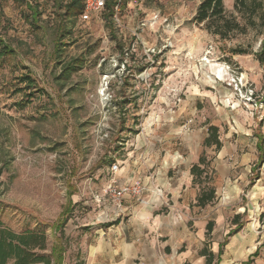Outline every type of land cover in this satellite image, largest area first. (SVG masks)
I'll return each mask as SVG.
<instances>
[{
  "label": "rangeland",
  "instance_id": "374dc122",
  "mask_svg": "<svg viewBox=\"0 0 264 264\" xmlns=\"http://www.w3.org/2000/svg\"><path fill=\"white\" fill-rule=\"evenodd\" d=\"M202 1L82 22L66 0H0V219L46 231L50 252L68 218L55 264H193L225 241L221 264L264 256V0H223L242 26L226 39L196 22ZM138 178L139 196L105 193Z\"/></svg>",
  "mask_w": 264,
  "mask_h": 264
},
{
  "label": "trees",
  "instance_id": "16d2710c",
  "mask_svg": "<svg viewBox=\"0 0 264 264\" xmlns=\"http://www.w3.org/2000/svg\"><path fill=\"white\" fill-rule=\"evenodd\" d=\"M248 1L249 0H236L235 6L239 9L240 3L243 7H248ZM113 6V1H109L104 10L107 18H110L112 21H114ZM82 10V0H70L66 5L65 16H78ZM255 13L256 9L254 14ZM195 20L198 23L204 24L208 31L215 35H219L223 39L229 37L231 32L240 30L242 27L236 19H230L228 17L223 0H203L198 7ZM0 45H2L0 49V57L13 53L11 47L3 44L2 40H0ZM262 47L264 50V38L262 40ZM28 79L30 82L32 81L30 78ZM210 130L212 133L206 138L205 144L207 146L216 145V147L220 149L222 147V142L217 136V128L212 126ZM205 163L206 159L202 157L198 164L192 166L191 174L194 176V181H199V177L205 170L201 165ZM215 197L216 189L212 186H208L206 189H202L197 197V204L200 207H205L208 203L213 201ZM67 220L68 218L61 223L59 222L58 224L53 225L56 234H59L57 236L58 245L54 244L50 252H48L49 238L46 231L29 229L23 232H17L7 226L4 221L0 219V264H55L56 257L57 261L61 262L63 253L66 250L63 245V231ZM213 226V222H209L207 225L206 235L208 237L212 234ZM227 243L228 242L225 241L221 244L217 258L206 245L201 251V254L206 258L205 264H219L221 255L224 253V248ZM257 253L258 252H255L254 255H257Z\"/></svg>",
  "mask_w": 264,
  "mask_h": 264
},
{
  "label": "built area",
  "instance_id": "2783aa9c",
  "mask_svg": "<svg viewBox=\"0 0 264 264\" xmlns=\"http://www.w3.org/2000/svg\"><path fill=\"white\" fill-rule=\"evenodd\" d=\"M113 1L114 3V21L118 18L122 7L123 0H82L83 10L79 14V18L82 22L90 21L94 15L99 16L106 8L107 3ZM147 26V22H142V29ZM119 169L118 164L112 165V170L116 172ZM143 181L138 178L133 182L119 186L116 181H112L108 184L105 193L110 196L113 201L119 203L126 196H139L144 189Z\"/></svg>",
  "mask_w": 264,
  "mask_h": 264
},
{
  "label": "crops",
  "instance_id": "0c3cea01",
  "mask_svg": "<svg viewBox=\"0 0 264 264\" xmlns=\"http://www.w3.org/2000/svg\"><path fill=\"white\" fill-rule=\"evenodd\" d=\"M70 2V0H66V3H65V5H64V9H66V5L68 4ZM28 5V7L32 10V14L34 15V17H37V15L39 14V12H38V10L36 9V8H34L33 6H29V4H27ZM65 15V14H64ZM78 17H79V15H78ZM172 245L170 244V243H168V244H166L165 246H164V249H166V250H169L170 249V247H171ZM205 247V246H204ZM203 247V248H204ZM226 247V246H225ZM203 248L200 250V252H199V257H198V259L196 260V262L195 263H193V264H205L206 263V258L201 254V251L203 250ZM220 249V248H219ZM210 251H212L215 255H216V258H217V255H218V252L216 253L215 252V249L213 250V249H210ZM224 251H225V248H224ZM257 255L259 254V249L257 250ZM224 254V253H223ZM223 254L221 255V258H222V256H223ZM255 254V253H254ZM254 254H252L251 255V257L249 258V260H247L246 262H244L243 264H264V256L263 257H260L259 259H257V255H254ZM132 256V254H130V257ZM127 257H129V254L128 255H124V258H123V261H122V263L121 264H125V260H128V258ZM221 262H222V260H220V262H219V264H221Z\"/></svg>",
  "mask_w": 264,
  "mask_h": 264
}]
</instances>
